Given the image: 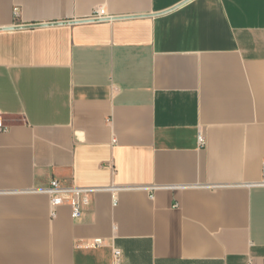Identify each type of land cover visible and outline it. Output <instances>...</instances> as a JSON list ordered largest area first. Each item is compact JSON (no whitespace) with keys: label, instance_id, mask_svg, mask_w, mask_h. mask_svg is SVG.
Masks as SVG:
<instances>
[{"label":"crops","instance_id":"obj_1","mask_svg":"<svg viewBox=\"0 0 264 264\" xmlns=\"http://www.w3.org/2000/svg\"><path fill=\"white\" fill-rule=\"evenodd\" d=\"M0 26V264H264V0H0ZM53 180L95 190L77 219Z\"/></svg>","mask_w":264,"mask_h":264},{"label":"built area","instance_id":"obj_2","mask_svg":"<svg viewBox=\"0 0 264 264\" xmlns=\"http://www.w3.org/2000/svg\"><path fill=\"white\" fill-rule=\"evenodd\" d=\"M108 19L107 16L103 15L102 12L96 11L92 16L86 18V21H103ZM0 26V30H2ZM7 125L4 122L2 115L0 114V132L7 130ZM199 142L202 144V136L199 135ZM264 185V163H263V180L260 183ZM95 190L92 188H62L59 183L55 180L52 181L51 186L45 190L50 197L51 207L54 209L60 205H63L66 201L71 207V216L73 219H77L81 214L82 206L89 204V195ZM54 216V213H51ZM103 244V240L96 239L93 241L94 246H100ZM115 260H119L121 257V251L114 249Z\"/></svg>","mask_w":264,"mask_h":264},{"label":"water","instance_id":"obj_3","mask_svg":"<svg viewBox=\"0 0 264 264\" xmlns=\"http://www.w3.org/2000/svg\"><path fill=\"white\" fill-rule=\"evenodd\" d=\"M81 21H86V20H81Z\"/></svg>","mask_w":264,"mask_h":264}]
</instances>
